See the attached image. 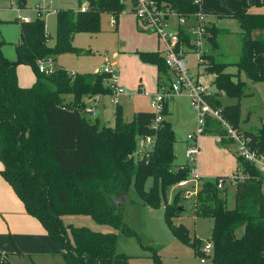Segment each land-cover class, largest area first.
<instances>
[{"label": "trees", "instance_id": "16d2710c", "mask_svg": "<svg viewBox=\"0 0 264 264\" xmlns=\"http://www.w3.org/2000/svg\"><path fill=\"white\" fill-rule=\"evenodd\" d=\"M88 6L84 11L57 12L56 41L49 45L42 18L29 23H19V41L14 44L15 59L6 58L2 48L8 43L0 34V175L23 204L26 213L44 228L52 242L62 251L64 264H132L131 258L116 253L117 234L136 236L124 224L122 206L133 182L143 205L159 208L161 198L169 188L188 179L190 168H174L175 134L170 123L163 120L157 130L151 128L154 112H140L130 122H124L117 110L114 128L102 127L98 131L79 113L62 105V97L71 95L73 102L83 97L111 94L106 87V75L94 73L69 75L61 68L41 73L37 63L56 55L76 50L69 44L77 33L96 34L100 31L101 14H111L117 20L126 0H78ZM182 16L200 10L193 0H156ZM25 5V0H16ZM256 6L264 5L256 0ZM249 6L242 7L230 17L241 29L242 45L239 61L234 64L252 83H264V64L255 58L264 53V37L254 38V31H264V14H251ZM2 22L0 21V24ZM209 42L216 46L215 37L222 33L214 26L208 29ZM180 39L189 41L184 31ZM144 64L157 69L158 85L169 79L168 70L158 52H136ZM205 68L215 76L216 98L210 103L222 108L223 119L238 129L241 109L238 101L244 96L245 83L234 82L232 75L224 73L228 64L216 63L213 56L202 55ZM31 67L35 76L32 86L18 85L16 68ZM223 92L237 100L234 105L222 107L218 100ZM83 104V103H82ZM164 117L168 115L167 103L162 105ZM249 145L259 155H264V129L243 131ZM203 135L223 136L219 122L206 119ZM154 137L152 150L137 156V138ZM105 144V148L103 146ZM222 145L231 144L220 139ZM248 179L234 187L233 207L228 206L227 188H217L224 177L200 181L194 209L198 217L213 222L210 244L211 264H264V178L249 163L237 158ZM152 179L146 191L144 184ZM177 196L171 205L165 204L163 218L173 236L191 247L196 256H205L199 250L200 241L190 240L182 225L175 226L172 218L180 214ZM89 217L99 226H109L112 232H94L85 227L65 224L64 217ZM144 248H149L142 246ZM151 251V264H162L157 253ZM8 254L0 253V264H9Z\"/></svg>", "mask_w": 264, "mask_h": 264}, {"label": "rangeland", "instance_id": "374dc122", "mask_svg": "<svg viewBox=\"0 0 264 264\" xmlns=\"http://www.w3.org/2000/svg\"><path fill=\"white\" fill-rule=\"evenodd\" d=\"M85 6H88L87 2L82 1L81 6H79L78 0H25V5L21 6L17 5L16 0H0V20L3 21L0 25V34L7 43L11 44L18 41L19 27L13 21L17 18L15 10L19 7L25 10L24 14L30 16L31 20H34L39 14L41 15L45 24V32L50 35L51 46H53L56 41L57 12L64 10L78 12L82 11V7ZM86 7L85 9H87ZM16 22H18L17 19ZM219 24L227 26L231 31H237L239 27L238 22L233 18L222 20ZM241 36V34H232L229 37L222 36L219 38L220 42L223 41L224 44L229 45V48L225 52L228 60H236L239 53L237 44L241 43ZM10 44L3 47V53L7 56L14 52L13 45L11 47ZM69 44L76 51L73 53H61L52 58L53 65L50 67L52 71H55L56 68H61L69 75L92 73L96 68H100L105 63H108L117 71L118 86L125 90L123 94L115 96L112 91L111 94L102 95L98 99L95 111L100 125L94 123V127H97L98 131H100L102 126L114 128L117 110L121 111L124 122H130L133 113L153 108L151 102L157 94L154 84L155 72L153 67L150 66L151 64H144L140 61L136 51H158L161 53L163 48L158 43V38L154 33L144 32L139 29L132 13L131 3L128 0L124 3L123 14L120 13L117 20L111 14L103 13L101 14L100 31L98 33L93 35L77 33L76 37L73 34L70 37ZM204 47L206 48V46ZM188 59L192 61L193 57ZM198 71L202 72L203 70L202 68H198ZM226 71L231 75L237 74L236 69L231 64L228 65ZM212 74L205 75L211 84L214 81ZM31 75L33 76L31 67H25L23 76L30 77ZM237 75L239 79L232 77V80L234 82L240 80L245 83L244 96L238 101L243 113L238 130L241 132H257L262 128L261 122L264 120V83H252L242 72ZM104 84L106 87L112 88L110 79L106 78ZM139 87L141 90H139ZM221 95H223L220 99L222 107L237 103V100L234 102L235 99L226 97L223 92L219 93V96ZM84 98L79 102L72 103L73 97L66 95L62 97V105L76 110L84 120L91 124V120L89 119L91 109L86 108L82 104ZM169 109L170 112L167 115V120L171 123L176 137L175 163L177 165L185 164L186 159L184 154L187 146V135L196 130V114L191 109L188 98L184 95H178L171 99L169 101ZM217 137L208 135L206 138L201 136L197 139L200 151L197 156L198 170L201 174H204L207 170L212 171L213 177H228L230 176V166H236V172L237 168L240 169L241 163L235 155V145H222ZM219 139H221L220 136ZM103 146L105 148L104 143ZM225 149L228 151H223ZM151 150L152 147H149L146 151L138 154L136 147L132 155L133 162L136 160V155L141 157L143 153L150 152ZM200 158H202L201 162ZM200 181L197 179L195 183L190 182L185 188H180L178 185L169 188L165 198H161L159 208L156 209L143 205L132 182L126 199L121 200L120 203L124 224L136 236L127 237L119 231H115L118 237L116 253L130 257L132 264H151L150 258L152 253L148 249L152 248L160 257L162 264H202L200 263L202 258L205 260L204 264H211L209 259L210 254L203 257L196 256L191 247L183 244L173 236L163 218L165 204L171 205L174 196H177V206L181 207L182 211L172 218V223L175 226L182 225L185 227L190 240L194 242L200 241L199 250L202 252L204 246L210 242L213 222L209 219L198 217L195 214L194 201L196 192L200 188ZM151 185L152 179L148 178L144 184V190L147 191ZM262 192L264 193V186L262 187ZM233 194L234 186H228L226 196L230 208L233 207ZM63 222L65 224H72L74 227H85L94 232L105 233L114 231L109 226L95 224L89 217H64ZM52 244L55 252L48 253L50 254L48 257L34 256L30 253H24L23 257L11 254L9 255V263L64 264L59 248L54 243ZM9 253L13 252H6V254Z\"/></svg>", "mask_w": 264, "mask_h": 264}, {"label": "built area", "instance_id": "2783aa9c", "mask_svg": "<svg viewBox=\"0 0 264 264\" xmlns=\"http://www.w3.org/2000/svg\"><path fill=\"white\" fill-rule=\"evenodd\" d=\"M47 1V0H43ZM131 3L132 13L135 17L136 24L141 31L154 33L159 44L162 45L163 51L160 56L168 70L169 79L165 78L160 82L157 88V94L151 102L155 120L151 124L153 130H157L164 120L162 105L169 102L178 95H184L188 98L190 107L196 114V130L187 135V146L184 157L186 163L179 168H190L188 179L178 183V187L185 188L190 182H196L194 163L198 155L197 139L203 136L206 128V119L210 118L219 122L222 126L224 135L221 139L229 140L235 145V155L242 161L253 166L264 178V156L259 155L256 150L249 145L242 132L232 128L222 117V108L214 107L210 103L211 98H216L217 90L214 84L207 79L205 63L202 55L206 54V46L211 37L208 29L210 26L206 21V13L200 8L198 12L188 16H182L171 10L169 7L160 5L156 0H128ZM49 2V1H48ZM85 7H82V11ZM24 9L16 8L17 20L19 23L31 22V17L24 14ZM41 18L39 14L38 17ZM183 30L189 38L186 44L180 39V31ZM187 57L195 59V66L202 68V72L191 71ZM52 59L41 60L37 63L39 72L50 73ZM94 74L106 75L112 82V91L115 95L123 94L124 89L116 85L117 71L108 63L101 68L96 69ZM264 129V120L261 122ZM154 137L137 138L138 154L146 151L154 145ZM139 156V155H136ZM248 179V175L240 168L228 177L220 179L217 188L222 190L228 186H236L238 183ZM202 253L206 256L212 253V245L209 243L204 246ZM204 258L201 262H204Z\"/></svg>", "mask_w": 264, "mask_h": 264}, {"label": "crops", "instance_id": "0c3cea01", "mask_svg": "<svg viewBox=\"0 0 264 264\" xmlns=\"http://www.w3.org/2000/svg\"><path fill=\"white\" fill-rule=\"evenodd\" d=\"M193 1L198 3V5L205 11L206 21H207V24L210 26V28L212 26H214L217 30L222 31V33L216 35V37H215L216 46H214L210 42L206 45V54L213 56V60L216 63L228 64V65L231 64L237 71V68L235 67L234 64H236L240 58L242 36H241V43L239 42V44H237V49H238L239 53L237 54L236 60H234V61L228 60L226 58L225 52L229 48V45L224 44L223 41L220 42L219 38H221L222 36L229 37V35H232V34H241L240 26L237 28V31H231L227 26L225 27L224 25H220L219 22H221L222 20L231 18L230 16L242 7V1L243 0H193ZM244 1L249 6V9H248L249 13H251V14H264V5L256 6L255 5L256 0H244ZM262 1L264 3V0H262ZM26 3H27V1H26ZM122 14H123V12H122ZM1 22L3 23V21H1ZM13 22L17 23L18 27H19V23L16 22V18L14 19ZM48 36L50 37V35H48ZM252 36L254 38H257L260 36L264 37V31H254L252 33ZM74 37H76V34H74ZM18 41H19V38H18ZM17 42H15V43H17ZM15 43H11V44L8 43V44H10L11 47L13 45V49H14ZM49 45H51V39L49 40ZM3 49L4 48H2V53L4 51ZM143 52H158V51H143ZM158 53L160 54V52H158ZM3 55L11 61H13L15 59V53L14 52H13V54L12 53L8 54V56L5 55L4 53H3ZM188 58H190V57H187V62H188V65H189L191 71L197 72L198 67L195 66V59L193 58V60H194V62H193V60L191 61V59H188ZM254 62L258 65L264 64V53L257 56L255 58ZM150 66L153 67L154 72H155L154 73L155 74L154 84H155V89L157 90V88H158L157 69L154 65H150ZM25 67H27V66L19 65L16 68V76H17L18 85L20 87H23V88L30 87L35 82L34 74H33V76L31 75L30 77L29 76L28 77L23 76V70ZM96 69H99V68H96ZM204 71L206 72V74H212V73H209L206 68ZM94 72L95 71H93L92 73H94ZM70 73H75V72H70ZM224 73L230 74L226 71V69L224 70ZM77 74H85V73H77ZM237 74H238V71H237ZM237 74L232 75V77L238 78ZM212 75H213L214 80H215L214 74H212ZM117 81L119 82V80L118 79L116 80V85L118 86ZM213 84H214V81H213ZM118 87H120V86H118ZM139 90H141L140 87H139ZM124 92H125V90H124ZM101 96L102 95L88 96L82 100V103L86 106V108L91 109V115L89 118L91 120V122L89 121L91 124L98 123L100 125V121L97 118V115H96L97 113L95 111V108H96V103ZM222 96L223 95L218 97L219 101H220ZM234 102H236V100ZM234 104L235 103H233L231 105H234ZM151 109H145V110L137 111L136 113H133L132 118L134 115H136L137 113H140V112H153V108H151ZM167 109H168V114H169V112H170L169 102H167ZM242 114L243 113L241 112V116H242ZM167 118L168 117L165 116L164 120L166 122L170 123L167 120ZM170 125H171V123H170ZM171 128L173 130L172 125H171ZM173 132H174V130H173ZM207 136L208 135H203V138L204 137L206 138ZM217 139L220 142L219 136L217 137ZM186 145H187V142H186ZM173 150H174V156H175V144L173 146ZM198 150H199V146H198ZM223 151L227 152L228 150L225 149ZM199 153H200V151L198 152V154ZM201 159L202 158H200V162H201ZM195 162L196 163H194V169H195L196 178L198 180L217 178V177L212 176V173H211L212 171L207 170L204 174H201L198 170L199 165H197V162H198L197 157H196ZM181 165H183V164H181ZM181 165H177L175 163V160H174V166L176 168H177V166L180 167ZM240 168H241V166H240ZM2 169H3V167H2V164L0 163V171ZM235 169H236V166L235 167L230 166V175L235 172ZM238 169L239 168H237V170ZM215 172H217V171H215ZM218 172H219V170H218ZM232 202H233V200H232ZM52 243H53L52 240L49 238V236L47 235L44 228L40 225V223L35 218L29 216L26 213L23 204L16 197V195L13 192V190L11 189V187L6 183V181L0 175V253L6 254V252H13V253H9L8 256L13 254V255H17L19 257H23L25 254L30 253V254H33L34 256L38 255V256L48 257L50 255L48 253L55 252L54 248H52L53 247ZM51 249H53V250H51ZM59 252H60V256H61L62 251L60 250ZM210 256H211V254H210ZM61 258H62V256H61ZM8 261H9V257H8ZM200 263L204 264L205 261L201 262V260H200Z\"/></svg>", "mask_w": 264, "mask_h": 264}, {"label": "water", "instance_id": "95a60500", "mask_svg": "<svg viewBox=\"0 0 264 264\" xmlns=\"http://www.w3.org/2000/svg\"><path fill=\"white\" fill-rule=\"evenodd\" d=\"M118 204H119V206L121 205V203H120V202H119ZM178 209H179V211H180V210H182V208H181V207H179Z\"/></svg>", "mask_w": 264, "mask_h": 264}]
</instances>
